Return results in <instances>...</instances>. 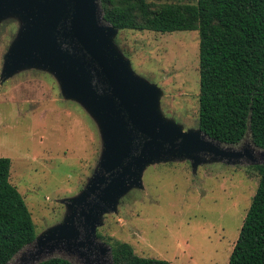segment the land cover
<instances>
[{
  "label": "rangeland",
  "instance_id": "obj_1",
  "mask_svg": "<svg viewBox=\"0 0 264 264\" xmlns=\"http://www.w3.org/2000/svg\"><path fill=\"white\" fill-rule=\"evenodd\" d=\"M148 1L154 6L196 2ZM18 28L15 19L0 25V157L11 159V181L32 211L39 235L63 219L61 200L86 185L102 140L93 118L63 97L52 74L31 69L1 82L4 55ZM116 39L134 70L164 91V114L186 129L198 128L199 31L119 30ZM143 181L144 189L130 191L118 212L105 216L102 240L127 242L139 256L172 264H229L260 181L252 164L210 163L194 173L189 160L159 163L147 167ZM33 249L26 246L8 264H21L24 253L28 264L52 256L85 264L65 248L31 255Z\"/></svg>",
  "mask_w": 264,
  "mask_h": 264
},
{
  "label": "water",
  "instance_id": "obj_2",
  "mask_svg": "<svg viewBox=\"0 0 264 264\" xmlns=\"http://www.w3.org/2000/svg\"><path fill=\"white\" fill-rule=\"evenodd\" d=\"M9 19L19 28L4 55L1 82L31 69L52 74L63 97L93 118L102 140L93 174L76 196L61 200L63 219L37 235L31 255L65 248L85 264H105L112 247L99 240L98 229L130 191L144 189L150 165L189 160L196 173L217 162L264 164V150L252 143L236 149L166 116L164 91L134 70L100 0H0V25ZM21 261L28 264V257Z\"/></svg>",
  "mask_w": 264,
  "mask_h": 264
},
{
  "label": "trees",
  "instance_id": "obj_3",
  "mask_svg": "<svg viewBox=\"0 0 264 264\" xmlns=\"http://www.w3.org/2000/svg\"><path fill=\"white\" fill-rule=\"evenodd\" d=\"M100 2L104 19L119 30L199 31V127L222 144L235 146L248 140L264 150V0L159 6L148 0ZM252 166L260 181L229 264H264V164ZM11 172V159L0 157V264H8L38 235L32 211L11 181ZM98 237L103 238L99 229ZM111 246L114 264H172L139 256L127 242ZM36 264L75 263L52 256Z\"/></svg>",
  "mask_w": 264,
  "mask_h": 264
},
{
  "label": "flooded vegetation",
  "instance_id": "obj_4",
  "mask_svg": "<svg viewBox=\"0 0 264 264\" xmlns=\"http://www.w3.org/2000/svg\"><path fill=\"white\" fill-rule=\"evenodd\" d=\"M186 129V128H185ZM247 145V144H246ZM246 145L245 146H242L241 144H237V145H235L234 147L236 148V149H243L244 147H246ZM127 196V195H126ZM66 207V206H65ZM106 215H108V214H106ZM105 215V216H106ZM99 240L100 241H103V242H105L104 240H102V239H100L99 238ZM107 243V242H106ZM108 245H110L109 243H107ZM111 246V245H110ZM112 247V246H111ZM97 253H102L101 251H99V250H95ZM26 255V253H24L23 254V256H25ZM93 256H95V254L93 255ZM98 256L99 257H103V255H101V254H98ZM103 262L105 263V264H114L113 263V258H112V253H106L105 254V256H104V258H103Z\"/></svg>",
  "mask_w": 264,
  "mask_h": 264
}]
</instances>
